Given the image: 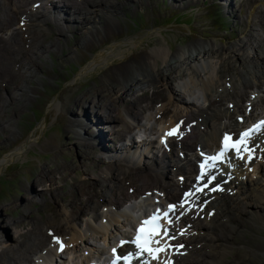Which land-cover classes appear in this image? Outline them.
I'll return each instance as SVG.
<instances>
[{"label": "bare ground", "instance_id": "bare-ground-1", "mask_svg": "<svg viewBox=\"0 0 264 264\" xmlns=\"http://www.w3.org/2000/svg\"><path fill=\"white\" fill-rule=\"evenodd\" d=\"M87 1L94 3L95 7H100L101 13L93 15L81 5L85 4L83 0H80L79 4L76 0L31 2L38 11L33 13L31 8L30 13L39 19L36 24L39 39L32 40L38 49L36 57L54 45L46 44L42 39V32L47 30L44 25L50 22L55 23L57 30L65 38H68L71 29L78 35L81 32L85 33L86 42L100 35L106 38L110 47L103 48L82 65L80 75L94 70L99 62L106 63L107 57L114 49L127 51V45H131L137 51L146 48L143 46L141 49L136 38L112 42L111 36L115 37V34L121 33L119 31L111 34L114 29H121V16L129 17V14L124 12L126 1ZM171 1L179 11L187 7L185 3H191L192 0ZM221 1L228 12L235 13L238 10L234 0ZM14 2L15 0H12V6ZM204 2L207 5L210 1ZM257 2H260V5L257 6L256 2L251 4V0H247L252 8L247 16L235 13L245 29L247 39L237 38L230 46H218L215 43L195 40L178 52L171 49L168 44L163 45L157 35L151 32L144 36V40L149 41L148 45L153 47L146 56L148 61L136 64L134 69L114 72V78H109L108 86L105 88L100 86L103 94L96 96L95 93L96 100L93 97L87 99L78 107L81 108L79 112L77 107L67 111L72 116L69 125L71 132L76 135V143L81 142L90 149L88 158L101 161V156L104 159L108 156L107 171L99 170L100 177L92 173H86V176L97 177L106 183L124 174L132 181L138 182V186L142 183L149 188L131 197L129 195L125 197L123 194L122 197L116 196L111 201L108 197L109 188L104 184L101 204L95 201L92 195H88L84 200L79 198L78 194L68 199L58 197L55 200V206L60 207L57 217L47 215L41 228L32 226L27 233L20 232L19 226L13 225L17 230L11 242L0 237L1 264H112L116 255L125 256L139 251L132 243L137 236V229L145 219L157 213V210H160V223L163 227L155 239L161 243L153 244L152 247H164L166 251L159 253L158 259L147 253L140 257L133 256L131 264H176V260L186 263L184 258L186 251L192 247L191 241L197 240L189 236L188 232L194 231L190 229L192 226L202 233L206 230V233L199 234L203 245H206L205 258L193 260L192 263L221 264L218 257L231 252L235 248L231 241H235L238 231L240 230L239 234H244V227L250 225L245 223L247 213L255 217L259 213L264 215V125L255 129L248 138L247 148L251 151L237 154L235 150L230 149L220 160L208 159L223 150L225 134L234 142L240 138L241 133L254 129L264 121V88L260 84L264 79V0ZM5 3L11 5L6 1ZM143 3L144 0L139 1L140 5ZM244 5L243 3L239 5L240 11ZM42 8H45L46 12L42 11ZM0 9V28L3 29L0 30V36L10 35L15 46L8 47H16L10 51L19 60H27L34 66L36 60L29 56V52L17 47L25 43L26 39L25 49H30L31 41L28 40L27 31L31 26V18L27 14L19 15L14 30L21 32L22 38L17 40V33L10 31L7 26L9 19H2V14L7 10L1 5ZM27 12L28 10L23 13ZM214 13L215 20L208 17L207 19L219 21L220 24L216 27L227 32L230 28L228 16L223 17L219 11ZM165 20L169 24V19ZM116 22L119 23V27L116 26ZM189 22L192 23L191 20ZM157 26L160 27L159 24ZM159 34L164 35L163 32ZM166 42H169V39ZM27 78L28 75L24 77V81ZM104 81L107 84V79ZM156 83L161 85L164 93L156 91L159 92V97L154 99L155 92L148 96V88ZM254 85L256 89L247 93L248 88L252 90ZM16 89L25 90L21 82L16 85ZM110 91L111 93L107 94ZM9 98L13 99L11 96ZM58 99L61 102L59 97ZM91 99L93 100L89 102ZM125 99L127 100L124 101ZM226 100L228 106L225 105ZM142 101H146V104L142 105ZM91 106L95 109L91 110ZM102 109H105V113ZM1 113L3 111L0 109V115ZM144 113L145 118L141 119ZM190 115L196 120H187ZM5 122L6 120L0 117L1 131H6ZM198 124L202 126V132L195 131ZM203 124L208 128L205 129ZM178 125L180 135H165ZM93 127H96V130L92 129ZM192 134L197 135L193 143L190 142ZM6 136L8 134L0 137L1 148L4 147L2 140L6 142ZM37 141V137L30 139L28 146ZM24 148L25 146L16 149L7 155L5 160L18 156ZM183 148L187 150L195 148L196 151L187 155ZM175 149H180L178 150L180 160H167L168 154L173 153ZM99 152L102 155H99ZM149 160L155 162V168L149 165ZM201 164L206 165L203 172L200 169ZM176 175V181L166 180L169 176ZM202 175L204 179L199 178ZM43 180H50L49 174L41 177L40 184ZM119 181L117 189H110L112 193L122 190L125 186L123 180ZM29 186L36 190L35 185ZM129 191L133 193L135 189L130 188ZM173 192H176L177 198L169 196ZM66 204H70L74 209H68ZM169 205L178 207L169 212L168 217H163V212L169 211ZM239 214L243 215L244 220L233 222L232 220L239 217ZM219 216L221 219L215 222ZM250 226L253 231L259 229L264 231V216H260ZM165 229L168 235L164 234ZM241 241L242 248L252 250L245 242V238ZM250 242L256 247L254 248L257 251H254L256 256L259 254L264 256V244L255 239H251ZM61 243L64 245L63 250ZM181 245L183 247H180ZM113 249H116L115 254ZM194 249L198 251L197 246ZM27 252L32 253L29 254L31 257L21 258ZM239 252L241 259L246 257L245 251L240 249ZM238 257L240 258L239 255ZM119 264L125 262L121 260Z\"/></svg>", "mask_w": 264, "mask_h": 264}, {"label": "rangeland", "instance_id": "rangeland-1", "mask_svg": "<svg viewBox=\"0 0 264 264\" xmlns=\"http://www.w3.org/2000/svg\"><path fill=\"white\" fill-rule=\"evenodd\" d=\"M5 1L11 5L8 6ZM32 1L15 0L12 6V0H0L1 7L7 10L6 13L2 14V19H9L7 26L10 28V31L17 33V40L22 38V33L14 30V25L17 24L19 15L27 14L31 18V26L27 31L28 40L31 41L30 49H25L26 39L25 43H21L17 47L28 51L29 56L36 60L34 66L29 64L27 60H19L10 51L11 48L16 47H8V45L15 46L10 35L0 36V109L3 111L0 117L6 120V131L0 130V137L8 134L6 142L2 140L4 147H0V237L7 242L13 240L15 231L17 230L13 225L19 226L18 230L20 232L27 233L32 226L41 228L45 223L47 215L52 214L54 217H57L60 207L55 206V200L58 197L68 199L78 194L79 198L84 200L88 195H92L93 199L99 201V204H101V194L103 193L104 184H107V188H109L108 197L111 201L116 196L122 197L123 194L125 197L127 195L131 197L133 194L138 195L149 188L142 183L138 186V182L132 181L130 177L124 174H120L116 179H110L106 183L97 177L90 178L86 176V173H92V175L100 177L101 172L99 170L107 171L106 160L108 156H105V159L101 156V161L88 158L90 149L81 142L76 143V135L71 132L72 129L69 125V119L72 116L67 111L70 108L77 107V112H79L81 108L78 109V107L83 105V102H86L87 99L93 97L96 100V96L103 94V90L99 89L100 86L102 88L108 86L109 78H114V72L124 69H134L136 68V64L148 61L146 56H148L153 47L148 45L149 41L144 40V36H147L149 33L156 34L163 45L168 44L171 46V49L178 52L195 40L204 43H215L218 46H230L237 41V38L247 39L245 29L235 13L245 17L252 10L247 0H234L238 7L235 13L228 12L221 0H206L210 1L207 5L204 4V0H192L191 3H185L187 6L185 7L186 10L183 8L179 11L175 9V4L171 0H149V2L144 0L142 5L139 4L140 0H111L113 2L126 1L127 4L125 5L124 12L129 14V17L121 16V29L111 31V34L121 31V33L115 34V37L111 36L112 42H115V40L124 42L136 38L139 40L140 48L142 49L143 46H146V48L137 51L136 48L127 45V51H117L114 49L113 53L107 57L106 63L99 62L94 70L80 75L79 71L82 65L87 63L94 54L100 52L103 48L110 47L106 38L100 35L96 39L86 42V34L81 32L78 35L73 29L70 30L68 38H65L57 30L55 23L50 22L44 25V28H47V30L42 32V39H44L46 44L53 43L54 45L44 54H39L36 57L38 49L32 40L36 41V39H39L36 25L39 19L33 15L38 10L31 5ZM166 1L168 3H165ZM76 2L79 4L80 0H76ZM83 2L85 4L81 5L85 6L93 15L100 12V7H95L94 3H90L87 0H83ZM241 3L245 5L240 11L239 5ZM253 3L257 6L260 5V2H257V0H251V4ZM31 8H33V13H30ZM26 10L28 12L23 13ZM41 10L46 12L45 8ZM214 11H219L223 17L228 16L230 28H228L227 32L220 31V27H216V25L219 26V21H210L216 19ZM187 18H190L192 23ZM165 19H169V24L166 23L167 20ZM184 23H190V25ZM158 24L160 27L157 26ZM116 26L119 27V23L116 22ZM0 30L3 31L2 27ZM159 32H163L164 35H160ZM83 39H85V43L82 44ZM167 39H169V42H166ZM152 42L157 43L155 41ZM36 64L37 66H35ZM143 66L145 67L146 65ZM27 75L28 78L24 81V77ZM104 79H107V84ZM20 82L23 84L25 90L16 89V85ZM260 84L264 88V79ZM225 85H227V82ZM254 89H256L255 85L252 90L248 88L247 93ZM8 91L10 94H8ZM156 91L164 93L161 85L156 83L148 88V96H151L155 92L153 98H158L159 92ZM95 93H97L96 96H94ZM110 93L111 91L107 92V94ZM10 96L13 99H10ZM79 100H81L80 104L78 103ZM227 101H225V105L228 106ZM141 104H146V101H142ZM93 109L95 108L91 106V110ZM102 112L105 113V109H102ZM144 118L145 113L141 119ZM189 119L196 120L192 115L187 118V120ZM203 126H205V129L208 128L206 124H203ZM196 127L198 128L195 131H203L201 129L202 126L200 127L199 124ZM92 129L96 130V127ZM196 136V134H192L191 143L196 140ZM35 137H37V143L35 142L28 146L29 140ZM110 144L113 143L110 142ZM22 146H25V148L21 154L13 157V159L12 157H8L9 160H5L7 155L15 152L16 149ZM178 150L180 149H175L173 153H169L167 160H180ZM156 151L160 155L159 150L156 149ZM183 151L187 152V155L188 153L190 155L191 153H195L196 149L191 148V150H187L183 148ZM67 156H69V159ZM162 157L160 155V158ZM149 165L153 168L156 167L153 160H149ZM43 170L46 172L44 173ZM47 174H49L50 180H43L42 184H40L41 177ZM118 178L125 182V186L122 190L112 193L110 189L115 190L119 185L120 181ZM168 179L176 181L177 175L169 176L166 180ZM29 185H35L36 190L30 188ZM130 188L135 189V191L130 193ZM169 196L177 198L176 192H173ZM66 207L70 210L74 209L70 204H66ZM260 216H264L263 213H259L256 217L247 213L245 223L251 225ZM220 219L219 216V218L215 219V222H218ZM243 220V215L239 214V217L232 221L238 222ZM206 221L209 222L208 219ZM250 225L244 227V234H239V230L235 236V241H231L235 248L231 252H227L223 257L222 254L221 257H218V259H221V264H264V256L261 254L256 256L254 253L256 251L254 248L256 247L250 242L251 239H255L264 244V231L262 229L253 231ZM202 228L205 229L204 227ZM190 229H194V231H189V236H193L197 240L191 241L192 247L186 251L184 256L186 263L182 260H176V264H193V260L197 261L200 258H205L204 246L206 245H203L201 241L202 237H199V234L206 233V230L202 233L201 230L194 226ZM242 238H245V242L252 247L251 251L241 247V243H243L241 241ZM196 246L198 251L194 249ZM240 249L245 251L244 256L246 257L243 259H241ZM236 251H238V254ZM29 254L27 252L21 258L25 256L31 257L32 253Z\"/></svg>", "mask_w": 264, "mask_h": 264}, {"label": "snow or ice", "instance_id": "snow-or-ice-1", "mask_svg": "<svg viewBox=\"0 0 264 264\" xmlns=\"http://www.w3.org/2000/svg\"><path fill=\"white\" fill-rule=\"evenodd\" d=\"M262 125H264V121L260 122V124L256 125L254 129H248L247 131L240 134V138L236 141H232V138L225 134L223 145V150L216 156L209 157L210 160H220L221 158L225 157V154L230 149L235 150L237 154L241 153L242 151H251L247 148L248 138L250 135L255 131V129H259ZM179 125L177 128L172 129L171 131L167 132L166 136H175L180 135L181 133H178ZM166 142V141H165ZM203 155V154H202ZM243 158V157H241ZM206 167L205 164L200 165L201 172H203L204 168ZM200 179H204V176L202 175L199 177ZM214 179V177H213ZM190 195V194H189ZM178 206L177 205H169V211L163 212V217H168L169 212L174 211ZM161 215L160 210H157V213H154L151 217L148 219H145L141 226L137 229V236L135 240L132 241L139 250L136 253H129L125 256L116 255L115 259L113 260L112 264H119L121 260L125 262V264H131V259L133 256L140 257L143 256L144 253L149 254L154 259H158V254L161 252L166 251L164 247H152L153 244H160V240L155 239L156 236L160 235L162 224L160 223ZM169 223H171V220H169ZM164 234L168 235L167 230H164ZM57 242H59L57 238ZM124 243V242H122ZM180 247H183L182 245ZM64 245L61 243V250H63ZM113 253H116V249L112 250Z\"/></svg>", "mask_w": 264, "mask_h": 264}]
</instances>
